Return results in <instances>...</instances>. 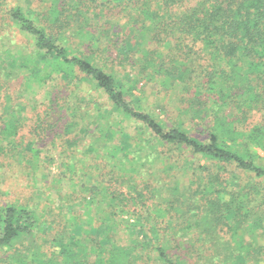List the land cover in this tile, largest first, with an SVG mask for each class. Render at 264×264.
Segmentation results:
<instances>
[{
    "label": "trees",
    "instance_id": "1",
    "mask_svg": "<svg viewBox=\"0 0 264 264\" xmlns=\"http://www.w3.org/2000/svg\"><path fill=\"white\" fill-rule=\"evenodd\" d=\"M61 1L7 10L6 21L26 42L3 37L0 77H20L32 95L43 90L35 128L48 122L51 132L60 124L70 132L86 120L78 129L80 141L88 138L78 150L86 157L79 158L84 166L67 164L62 173L69 174L71 189L81 190L78 203L86 208L81 214L53 216L46 252L39 239L46 219L41 221V214L28 205L0 204V264H185V252L196 253L194 264H249L252 252L264 264V246L252 249L242 237L264 231V166L256 152L264 150V0H187L192 2L188 7H182L184 0H134L136 8L127 14L142 38L132 44L129 61L136 62L131 55L140 52L149 81L166 75L165 92L181 88L201 100L187 110L175 100V108L189 117L176 119L168 129L139 96L128 98L130 90L110 67L94 64L97 45L107 38L103 29L91 25L78 32L85 43L69 40L75 29L65 30L75 28L72 17L88 9L63 7ZM162 6L163 13L158 10ZM90 14L106 18L103 9ZM5 107L1 160L23 157L26 148L21 145L26 137L20 136L24 107ZM253 113L262 117L250 124ZM194 125L206 130L192 135ZM224 165L241 169L247 180L238 181ZM106 170L117 177L101 176L99 171ZM78 171L94 174V183L87 187L85 176L76 177ZM114 185L119 189L110 190ZM184 204L185 211L180 207ZM130 220L138 223L142 240L137 235L132 239ZM219 224L228 229L223 237L215 232ZM92 229L98 235H91ZM202 230L214 250L201 258Z\"/></svg>",
    "mask_w": 264,
    "mask_h": 264
},
{
    "label": "rangeland",
    "instance_id": "2",
    "mask_svg": "<svg viewBox=\"0 0 264 264\" xmlns=\"http://www.w3.org/2000/svg\"><path fill=\"white\" fill-rule=\"evenodd\" d=\"M41 1H46V4L43 5L48 7L49 0H0V45H4L3 41L5 39L3 37L9 38V36L15 41L22 43L24 41L26 42V40L21 39L20 35H15L17 33H15L14 26L9 25L6 21L7 10L16 6L40 7L38 3ZM133 1L134 0H132V2L131 0H62L61 2L63 3V7H83L84 9H88V13L81 14L79 18L72 17L74 19L71 23L75 28H71L69 30L66 29L65 31L70 32L71 30L75 29L74 34L68 33L69 40L76 43H85V40L82 39L78 32L83 34L84 31H86L91 25L93 29L95 27L103 29L105 38H107L105 40L104 38L101 39V44L97 45L99 50H95L98 53L93 56L95 60L94 64L97 66H104L105 69L110 67V71L114 73L113 76L120 83V85H124V88L127 89V91L130 90L127 94L128 98L131 100L133 99V96H139L141 102L148 103L147 105L151 107L157 119L162 122L164 128L168 129L177 123L176 119L180 118L179 121H182L183 119L181 118L189 117V114L186 112V114L179 112L180 110L175 108V100L176 106L183 108V110H187L188 106L191 107L193 105H199L201 100L199 98L193 100L189 97V93L186 92L185 89L182 90L181 88H176L173 89V91L168 90L169 92H165L166 88L168 87L165 78L166 75L164 76V79L162 75H159L156 77L157 81H149L147 70H144L141 67V60H138L141 58L140 52L136 51L131 55V58L136 59V62L131 63L133 59H130L129 61L130 56L128 52L132 51V44L138 42L139 39L142 38V34L141 32L137 31L135 24L133 22H129L133 21L134 17L127 14L132 13L136 8V2L134 1L135 4H132ZM191 4L192 2L184 0L182 7H188ZM175 5L178 6L177 4ZM169 7L174 6L172 4L169 5ZM99 9H103V13L106 15V18H100V20L96 16H91L90 13H95L99 11ZM158 10L163 13V6ZM94 19H98L99 23L95 24ZM109 37H113V41L117 40L116 45H114L112 41L110 42ZM4 48L6 47H0L1 50ZM164 50L165 49H162V51ZM86 54L90 55L88 53ZM126 70L128 72H126ZM172 75V77H175V74L172 73ZM82 86L83 88L89 87L87 83H83ZM67 88H70V86ZM60 91H62V88ZM177 93H179L178 96ZM42 94L43 90L41 89H36V94L34 95L23 89L20 77L6 81L0 77V127L2 123L1 115H3L6 111V104L12 105L15 110H19L18 106H23L24 108L20 112L22 113L25 122L22 130H20V136L24 138L26 137L24 141L21 142V145L23 143V147L26 146V148H23V154H25L23 157L14 159H11L10 157L9 159H0V204L14 202L21 205H28L31 209H36V211H38V213L42 216L41 221H43V218L46 219V222H44L39 232V239L43 238V250L48 252L51 249H49L51 246L45 242V240L50 236V233L53 234L52 230L49 228V222L53 219V216L62 218L63 214L65 216H67L69 213L81 214L86 208L85 206H81L78 203V196L80 195L81 190H75L74 187L71 189L68 178L69 174L68 176L65 175L62 177V173L67 164H73L76 169L84 166L79 158L85 159L86 157H82L81 151L78 152V150L79 148H82L84 145L88 144V138L80 141L78 132V129H83L85 127L83 122H86V120L80 122L79 128L73 127L70 132H65L62 124L58 125L57 132L56 130L51 132L50 130L52 128L48 127L50 125L48 122L43 129L35 128L36 115L41 111V107L38 105V99L42 96ZM89 94H91V96L93 95V98L96 97V93ZM85 96L87 99L90 98L88 95ZM99 98L101 103L106 104V101H103L105 99L102 98V96H99ZM182 113L183 115H181ZM254 114L256 113H253L251 115L252 117L250 116L248 123H256L262 117L261 114ZM200 126L201 125L192 126L190 130L191 134L197 136L199 130H206L205 127L200 128ZM61 129H63V133H61ZM75 139L79 141H77V143L75 142L76 144L71 146ZM76 147L78 149H76ZM256 152L259 154V157H257L258 163L264 166V150L256 148ZM86 164H88V161ZM222 168H225L227 173L236 174L237 180L240 182H245L247 180L246 173H244L239 168H235L232 165H224ZM77 173V178L80 176H85L83 181L88 185L87 187L90 186V183H94V174H91V176L87 177L86 174L79 173V171ZM99 173H101V176L103 174H107L117 177V173L108 170L104 172L99 171ZM73 177L75 180V176ZM101 178L106 181L104 177ZM252 180L256 181L258 179L253 178ZM100 181L102 180L100 179ZM113 187L119 189L118 186L114 185L110 187V190H112ZM73 198L75 200L70 202ZM180 207L183 211L187 209L185 204L184 206ZM191 211H193L192 208L191 210L189 209L187 212H184V214L189 215ZM56 212L57 214L53 215V213ZM175 213L176 212H173V214ZM122 215L123 214H121V216ZM83 216L85 217V215ZM127 216V214L123 215V218L126 219ZM132 216L134 217V215ZM130 221V224H134L133 227L130 225V233L134 234L132 235V239L136 240L134 237L137 235V239L142 240L140 230L137 228L138 223L133 222V220ZM56 228L58 227L56 226ZM159 229L158 231L160 232ZM227 230V227L221 224L217 225L215 228L217 236L221 237H223L221 233L226 232ZM150 232L155 234L153 231ZM98 233V229H92L91 231V235H98ZM250 233L252 236H242L246 241V245L251 244V248L253 247L252 249H258L259 246H264L263 230H257L254 235L252 231ZM201 234L202 235L200 237L204 236L205 238V241L202 240L200 243V250L198 251L202 258V255H207L210 251L214 250L211 248L214 243L208 241V238H206L207 233H205V231H203V233L201 232ZM191 235L195 237L196 233ZM156 237L157 235L151 239H155ZM185 255V258L183 257L186 261L185 264H194L198 259L196 253L189 254L185 252ZM262 256H264V254ZM260 257V255L253 256L252 252V258L256 259L253 260L251 258L248 263L253 264L254 262V264H260V261L258 262Z\"/></svg>",
    "mask_w": 264,
    "mask_h": 264
}]
</instances>
